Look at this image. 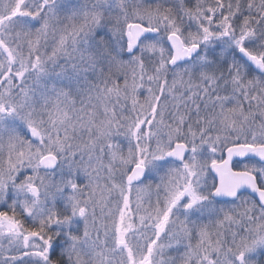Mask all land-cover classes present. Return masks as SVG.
Masks as SVG:
<instances>
[{"label":"snow or ice","instance_id":"6c2138e0","mask_svg":"<svg viewBox=\"0 0 264 264\" xmlns=\"http://www.w3.org/2000/svg\"><path fill=\"white\" fill-rule=\"evenodd\" d=\"M0 264H264V0H0Z\"/></svg>","mask_w":264,"mask_h":264}]
</instances>
